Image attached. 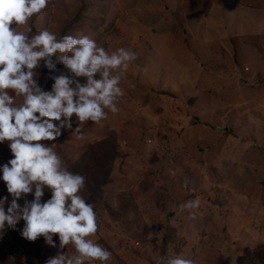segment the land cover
<instances>
[{"label": "rangeland", "instance_id": "rangeland-1", "mask_svg": "<svg viewBox=\"0 0 264 264\" xmlns=\"http://www.w3.org/2000/svg\"><path fill=\"white\" fill-rule=\"evenodd\" d=\"M24 27H31L29 35L45 28L57 37L89 35L109 54L121 47L138 54L121 81L125 94L116 101L117 113L108 112L99 124L84 122L81 134L64 128L49 142L67 169L73 166L86 178L80 195L93 196L99 229L91 239L112 253L107 264H167L176 255L195 264H264V0H50ZM167 36L175 40L169 47ZM181 63L192 71L186 76L194 80L192 90L176 86L185 81ZM38 71L40 86L50 90V76L63 65L57 61L53 73ZM201 82L213 90L202 89ZM180 91L186 99L181 103ZM189 91L198 93L199 104L212 106V114L190 106ZM242 109L248 112L241 115ZM181 118L200 123L201 136L228 126L234 143L248 128L244 153L236 148L216 163L207 154L203 163L199 152L211 140L191 139L196 126L177 122ZM11 156L7 142L0 144V165ZM104 168L109 172L102 182ZM5 196L0 179V198ZM197 199L193 219L180 205ZM23 225L21 220L15 230L0 233V264H43L24 249ZM54 240L55 247L43 237L31 244L47 260L73 254L72 245L61 249L58 235Z\"/></svg>", "mask_w": 264, "mask_h": 264}, {"label": "clouds", "instance_id": "clouds-1", "mask_svg": "<svg viewBox=\"0 0 264 264\" xmlns=\"http://www.w3.org/2000/svg\"><path fill=\"white\" fill-rule=\"evenodd\" d=\"M49 3L0 0V144L7 142L12 154L0 165V179L11 197L0 198V233L15 230L23 220L20 234L25 239L34 242L43 237L55 247L58 235L61 249L72 245V255L59 254L46 264H107L112 253L91 239L99 229L98 214L80 195L86 178L69 171L49 142L56 141L64 128L81 134L84 122L99 124L108 112L117 113L116 101L125 94L121 81L138 54L123 47L109 54L89 35L57 37L47 28L29 35L31 27L21 30ZM57 61L63 71L50 76L53 83L45 90L38 70L43 67L53 73ZM184 186L188 188L187 180ZM46 189L51 196L43 200ZM199 207L198 199L180 205L193 219L192 210ZM167 264L195 261L176 255Z\"/></svg>", "mask_w": 264, "mask_h": 264}, {"label": "crops", "instance_id": "crops-1", "mask_svg": "<svg viewBox=\"0 0 264 264\" xmlns=\"http://www.w3.org/2000/svg\"><path fill=\"white\" fill-rule=\"evenodd\" d=\"M204 20H205V18H204ZM184 31V30H183ZM185 32V31H184ZM191 36V35H190ZM167 37H169V40L167 41V40H164L165 41V43L167 44L168 43V47L170 46V45H172V43L174 44V42H175V40L172 38V37H170V36H167ZM183 37V38H182ZM186 37H184V36H181L180 38H178V39H181L182 41L185 39ZM144 42V41H143ZM149 42V41H148ZM147 42V43H148ZM170 42V43H169ZM170 44V45H169ZM150 49V48H149ZM178 56H179V58H180V55L179 54H177ZM171 58V57H170ZM184 62V61H183ZM182 64V67L181 68H179V74L180 75H182V77H184L185 78V81L184 82H182L181 84H178V83H176V86L178 87L179 86V88H180V90H183V88L185 87V85H187L188 86V88L189 89H191L192 90V88L194 89L196 86L194 85V80L192 81V80H188L187 78H186V76H187V74H190V73H192V71H190V70H188L184 65H183V63H181ZM194 70H197L196 71V73H201V70H199L198 71V68H195ZM211 84H213L212 82H211ZM201 86H202V89H205V90H208L209 92L211 91V90H213L212 89V86L210 85V83L207 85L205 82H201ZM214 88V87H213ZM189 92H194L193 94H191V95H187V100H190V106H195V108H196V111L199 113V114H203V113H207V111L209 112V115L210 114H212V112H213V109H212V106H210V105H201V104H199V96H198V93H195V91H189ZM182 94V92L180 91V94L179 95H181ZM180 97V96H179ZM178 97V99H180L179 101H180V103L183 101H185L186 99H184V95H181V97L179 98ZM260 98H262V96H260L258 99H260ZM258 99L256 100V105L257 106H259V105H262V104H260L259 103V101H258ZM264 104V103H263ZM263 107H264V105H263ZM232 108V106L231 105H228L227 106V108L225 109L226 111L228 110L229 111V109H231ZM240 111H242L241 112V115H243L245 112H248V110H240ZM205 113V114H206ZM222 116V115H221ZM197 117H195L194 118V120L196 119ZM198 121H200V118L198 117ZM208 121H210V120H208ZM241 121V120H240ZM177 122H181V123H184V124H190V126H196V132H195V135H193V133L192 134H190L191 136H192V138L191 139H195L196 141L198 140V141H201V143H204V142H206L207 140H211V142L210 143H208L206 146H205V149L204 150H202L201 149V151L199 152V153H201V155H202V157H201V159L203 160L202 162L203 163H205L206 164V161L207 160H209L210 158L208 157L207 159H203V157L205 156V155H207V154H210V155H215L216 157L214 158V160H210V162H214V163H216V162H218L216 159H217V156H222L221 158H222V160L223 159H226L227 160V157L229 158L230 157V155L231 154H233V151H234V149H238L239 150V153H244V151H245V148H246V146H243V144H244V142H243V138L245 137V135H247V133L249 134V130H246V129H248V128H245V127H243V128H241V131H240V133H242V135H240L239 134V138H238V140H239V142L240 143H234V142H232L233 141V137L230 135V133H231V131H230V127H225V126H223L221 129H220V126H218V125H216V128L214 129V130H218V132H216V133H209L208 135L209 136H207L206 135V133L205 132H207V131H209V130H207V131H205L203 134L204 135H198V130L197 129H199V128H197V126H200V123H188V122H186L185 121V119H180V120H178ZM229 122V121H228ZM236 123V122H235ZM205 124V123H204ZM231 124H233V122H229V126L231 125ZM241 125V124H240ZM240 127V126H239ZM184 129V128H183ZM182 128L181 129H179V132L180 133H182V130H183ZM192 129V128H191ZM191 129H188V131L186 130V132L188 133V135H186V137H185V139H183V142H184V140H186V139H188V137H190L189 136V131L191 130ZM178 132V130L176 131V137H177V139H180L181 138V135H180V133ZM248 136H250V134L249 135H247L246 137H248ZM261 136V135H260ZM260 136H257L259 139L261 138ZM232 137V138H231ZM245 137V138H246ZM213 139H214V142H213ZM181 140V139H180ZM149 141V140H148ZM217 142V143H216ZM191 147V151H193V153L192 154H194V152H195V147L193 146H190ZM188 149H189V146H188ZM198 149H200V148H198ZM185 151H186V149H185ZM211 157V156H210ZM213 157V156H212ZM211 157V158H212ZM220 159V158H219ZM204 164V165H205ZM204 165H200V168H199V171H200V174H199V177H200V179H203L202 177L204 176L203 175V170H205V166ZM204 166V167H203ZM203 175V176H202Z\"/></svg>", "mask_w": 264, "mask_h": 264}, {"label": "trees", "instance_id": "trees-1", "mask_svg": "<svg viewBox=\"0 0 264 264\" xmlns=\"http://www.w3.org/2000/svg\"><path fill=\"white\" fill-rule=\"evenodd\" d=\"M112 150H113V149H111V150H107V152L110 154V153H112ZM68 169H69V171L76 173V172H75L76 169H74L73 166L68 167ZM101 171H102V173H101L100 178L102 179V182H103L104 179H105V177L108 175V172H109V171H108L106 168L102 169ZM92 192H93V189H92V187H91V189H90V193H92ZM44 196H46V198H44L43 200H47L48 198H50L51 193L46 189V190H45V195H44ZM92 197H93L92 194H89V195L86 197L85 200H86L88 203L92 204ZM261 244L264 245L263 243H261ZM23 246H24V249H25L26 251H28V252H30V253H33L34 255L40 257L42 263H43V264H46V261H47L46 256H45L41 251H38L36 248H34V247L32 246V244H31V241L27 240V244H26V245H23ZM254 250H255V249H254ZM254 252H255L256 255H253V256H254V258H257L258 255H257V253H256V250H255ZM221 264H227V262H226L225 260H223V261L221 262Z\"/></svg>", "mask_w": 264, "mask_h": 264}]
</instances>
